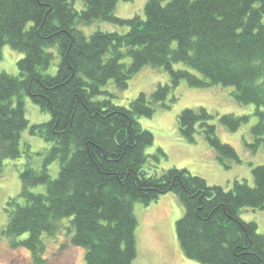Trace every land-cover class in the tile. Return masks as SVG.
Returning a JSON list of instances; mask_svg holds the SVG:
<instances>
[{
	"label": "trees",
	"instance_id": "1",
	"mask_svg": "<svg viewBox=\"0 0 264 264\" xmlns=\"http://www.w3.org/2000/svg\"><path fill=\"white\" fill-rule=\"evenodd\" d=\"M77 1L0 0V59L5 44L24 54L18 74L0 72V172L5 159L24 152L25 93L51 115L30 125V133L52 143L40 168L28 162L21 171L22 189L7 201L0 238L44 264V233H56L70 217L71 242L85 249L86 264H133L134 203L148 204L172 192L185 209L176 228L189 258L204 264H264V233L241 215L243 208H264V164L253 167V184L236 178L230 188L211 185L187 168L159 172L165 153L161 148L147 153L154 134L139 121L158 106L170 108L182 80L198 87L232 86L237 103L256 106L258 121L246 146L252 152L264 147V0H148L144 16L127 18L115 14L119 0H81V9ZM96 19L128 30L88 36L77 27ZM57 56L56 72L50 73ZM175 63L193 71L176 69ZM145 65L168 70L170 81L140 92L127 106L97 98L111 80L127 88ZM213 116L206 107L185 108L178 127L189 141L203 132L228 167V161L241 158L221 140ZM219 120L236 131L250 115L225 113ZM54 161L56 177L49 167ZM40 184L45 191L32 190Z\"/></svg>",
	"mask_w": 264,
	"mask_h": 264
},
{
	"label": "rangeland",
	"instance_id": "2",
	"mask_svg": "<svg viewBox=\"0 0 264 264\" xmlns=\"http://www.w3.org/2000/svg\"><path fill=\"white\" fill-rule=\"evenodd\" d=\"M147 1L119 0L115 14L125 18L135 14L144 16ZM76 7L78 9L83 7L81 0L77 1ZM77 27L88 36L97 30L120 32L128 30L126 26H118L100 19L88 25L79 24ZM23 56L22 52L5 44L0 59V72L18 74L17 62ZM59 59L57 56L51 64L48 70L50 73L56 72ZM174 67L190 69L184 63H175ZM169 81L168 70L145 65L130 79L127 88L119 89L111 80L102 88L105 93L97 98H110L116 104L127 106L130 100L136 98L140 92H151L158 83ZM232 91V86L215 84L198 87L191 86L186 80H182L175 89V95L178 98L170 108L158 106L152 116L139 117L142 127L154 134V142L147 147V153L155 154L159 148L165 153L160 158L159 172L171 167L187 168L191 173L205 178L211 185L218 184L230 188L236 178L246 179L253 184V167L264 164V147L261 146L256 152H252L245 144L246 141H252L251 127L258 121L255 114L256 106L237 103ZM24 105L29 121V126L21 133L20 145L24 152L19 158L5 159L0 172V227L7 221L5 211L7 201L11 197H17L21 192V171L28 162L33 167L40 168L43 154L52 144L29 131L30 125L48 121L51 117L50 113L43 111L26 93ZM199 107H206L214 115L211 122L217 126L219 137L236 148L241 161L230 160L227 167L218 159L216 150L210 145L203 132H197L194 141H189L181 134L177 121L178 114L185 108ZM225 113L250 115V121L242 124L238 130L230 131L219 120V116ZM49 167L52 177H56L59 172L58 161H54ZM32 190L43 192L46 190V185L33 186ZM184 211L179 197L172 192L163 194L148 204L140 201L134 203L137 218L135 229L137 256L133 264H204L189 258L178 239L176 223L183 216ZM241 215L247 221H256L258 231L264 233V208H243ZM69 221L70 217L63 219L62 227L54 234L44 233L45 250L42 254L44 264H86L85 249L71 242L72 233L67 230ZM24 236L26 235L22 237ZM0 264L35 263L29 250L14 247L9 238L2 237L0 238Z\"/></svg>",
	"mask_w": 264,
	"mask_h": 264
}]
</instances>
